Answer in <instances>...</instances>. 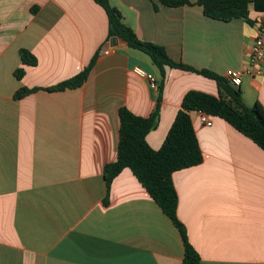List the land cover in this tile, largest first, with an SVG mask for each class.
I'll use <instances>...</instances> for the list:
<instances>
[{"label":"crops","instance_id":"0c3cea01","mask_svg":"<svg viewBox=\"0 0 264 264\" xmlns=\"http://www.w3.org/2000/svg\"><path fill=\"white\" fill-rule=\"evenodd\" d=\"M140 40L179 63L221 77L248 64L264 12L223 22L197 4L108 0ZM195 3L197 0H190ZM95 0H0V264H181L178 228L125 168L108 191L104 167L117 160L121 107L150 116L158 90L139 67L162 77L151 58L119 38ZM37 60L25 65L20 52ZM95 59L84 84L48 91ZM23 69L21 79L16 72ZM21 88L37 89L21 99ZM243 104L264 107V76L243 78ZM192 90L219 95L215 80L166 68L156 127L159 150ZM191 118L204 160L173 174L177 217L201 264H264V150L227 121Z\"/></svg>","mask_w":264,"mask_h":264},{"label":"trees","instance_id":"16d2710c","mask_svg":"<svg viewBox=\"0 0 264 264\" xmlns=\"http://www.w3.org/2000/svg\"><path fill=\"white\" fill-rule=\"evenodd\" d=\"M95 1L107 12L109 38L118 37L124 40L131 49L144 52L159 69L162 77L156 99L157 105L150 116H137L127 107H121L119 110L121 121L117 160L104 167V177L108 187L105 204H108V191L114 179L123 169L131 170L147 189L149 196L180 231L185 252L181 264H201V256L193 248L188 239L186 227L177 217L179 200L173 182L175 172L198 166L204 160L191 114L197 111V113H207L211 117H220L264 150V107L259 102H255L251 107L245 106L239 87L232 86L224 77L210 70L198 71L194 67L176 62L168 55L164 47L140 40L132 28L125 23L121 13L111 7L108 0ZM162 2L177 8L197 4L202 7L204 15L209 18L223 22L243 19L251 25L254 24L249 18L251 6L257 12H264V0H197L195 3L190 0H162ZM20 55L25 65H35L37 62L36 58L26 50H22ZM94 65L95 59L73 78L47 90L62 92L66 89L80 87L88 79ZM167 67L195 72L215 80L219 95H210L196 90L189 91L182 100L181 108L168 131L164 144L159 150H154L150 147L147 136L155 129L159 118L162 87ZM24 72L23 69L19 70L16 72V77L21 79ZM36 90L21 88L16 93L15 99H21Z\"/></svg>","mask_w":264,"mask_h":264},{"label":"built area","instance_id":"2783aa9c","mask_svg":"<svg viewBox=\"0 0 264 264\" xmlns=\"http://www.w3.org/2000/svg\"><path fill=\"white\" fill-rule=\"evenodd\" d=\"M109 51L104 53L108 54ZM135 72L148 80L152 90H158V82L152 74L146 73L141 68H135ZM264 76V19L258 24V33L251 47L248 64L241 69H230L225 73L224 79L232 86L239 87L243 78ZM201 122L205 126H211L214 123L213 117L204 112H199Z\"/></svg>","mask_w":264,"mask_h":264},{"label":"water","instance_id":"95a60500","mask_svg":"<svg viewBox=\"0 0 264 264\" xmlns=\"http://www.w3.org/2000/svg\"><path fill=\"white\" fill-rule=\"evenodd\" d=\"M118 41H119V38H118V37H113L112 40H111L110 45H106L105 48H104V50H107V51H108V49H109L110 46H111V47H115V46H117ZM123 41H124V40H123ZM124 42H125V41H124Z\"/></svg>","mask_w":264,"mask_h":264}]
</instances>
